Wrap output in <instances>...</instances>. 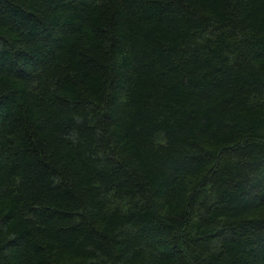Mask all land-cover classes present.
<instances>
[{"label":"trees","instance_id":"16d2710c","mask_svg":"<svg viewBox=\"0 0 264 264\" xmlns=\"http://www.w3.org/2000/svg\"><path fill=\"white\" fill-rule=\"evenodd\" d=\"M0 264H264V0H0Z\"/></svg>","mask_w":264,"mask_h":264}]
</instances>
